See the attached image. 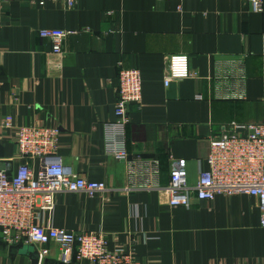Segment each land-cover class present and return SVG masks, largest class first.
<instances>
[{
  "label": "crops",
  "instance_id": "0c3cea01",
  "mask_svg": "<svg viewBox=\"0 0 264 264\" xmlns=\"http://www.w3.org/2000/svg\"><path fill=\"white\" fill-rule=\"evenodd\" d=\"M42 28L73 31L63 54ZM189 56L194 76L166 86V58ZM119 61L140 69L141 104L126 128L131 157L156 158L158 174L105 152V124L115 120ZM201 95V99L197 96ZM14 125L60 131L64 167L109 190L62 192L52 217L73 232L103 231L110 248L126 247L140 264H239L264 258L258 200L246 194L171 205L172 161L186 158L196 184L210 139L224 125L264 122V8L246 0H7L0 8V164L13 173L19 155ZM38 167L37 160L29 162ZM126 185L132 191L119 190ZM26 246L0 243V264H32ZM39 264H63L58 247ZM70 264H92L73 260Z\"/></svg>",
  "mask_w": 264,
  "mask_h": 264
},
{
  "label": "built area",
  "instance_id": "2783aa9c",
  "mask_svg": "<svg viewBox=\"0 0 264 264\" xmlns=\"http://www.w3.org/2000/svg\"><path fill=\"white\" fill-rule=\"evenodd\" d=\"M0 0V8L3 2ZM47 1H64L73 7L78 0H33L44 5ZM168 1V0H167ZM255 12L264 8V0H246ZM73 31L42 28L39 36L52 44V54L61 57L63 40ZM164 78L168 86L175 80L194 76L189 56L169 55ZM118 97L115 120L105 124V152L126 163L128 177H134L138 168L158 174L156 158L131 157L126 149V128L130 123L132 104H141L143 79L139 68L118 63ZM202 98L201 95L197 96ZM6 131H14L19 155L26 162L13 173L0 164V243L8 246H33L38 250L40 263L51 253L50 245L58 247V260L70 264L73 260L87 259L92 264H140L126 247L110 248L109 237L103 231L73 232L55 227L49 219L56 206V197L62 192H85L89 196L109 190L104 181L88 180L68 170L58 157L60 131L45 125H19L5 120ZM37 160L38 167L29 163ZM208 167L201 169L196 184L189 182L188 161L174 159L167 186L171 205L191 206L194 199L213 201L217 195L246 194L258 200L261 225L264 228V122L224 125L210 139L206 157ZM135 186V185H134ZM126 185L119 190L132 191ZM45 213L50 217L45 219ZM264 264V258L254 263Z\"/></svg>",
  "mask_w": 264,
  "mask_h": 264
},
{
  "label": "water",
  "instance_id": "95a60500",
  "mask_svg": "<svg viewBox=\"0 0 264 264\" xmlns=\"http://www.w3.org/2000/svg\"><path fill=\"white\" fill-rule=\"evenodd\" d=\"M26 248V253L31 259L32 264H39V255H38V250L35 249L33 246H27Z\"/></svg>",
  "mask_w": 264,
  "mask_h": 264
},
{
  "label": "rangeland",
  "instance_id": "374dc122",
  "mask_svg": "<svg viewBox=\"0 0 264 264\" xmlns=\"http://www.w3.org/2000/svg\"><path fill=\"white\" fill-rule=\"evenodd\" d=\"M27 247V246H26Z\"/></svg>",
  "mask_w": 264,
  "mask_h": 264
}]
</instances>
